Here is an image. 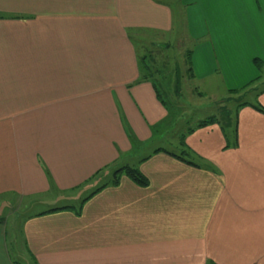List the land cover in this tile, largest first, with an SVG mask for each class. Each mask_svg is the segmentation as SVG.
<instances>
[{
    "label": "crops",
    "instance_id": "1",
    "mask_svg": "<svg viewBox=\"0 0 264 264\" xmlns=\"http://www.w3.org/2000/svg\"><path fill=\"white\" fill-rule=\"evenodd\" d=\"M189 6L209 18L213 52L187 74L222 75L224 91H253L264 108L256 69L216 67L234 46L264 62V0H0V196L78 194L122 165L148 180L121 176L76 209L14 219L35 264H264V112L240 107L238 145L224 150L219 125L186 124L175 145L202 166L152 145L174 144L183 110L141 72L128 31H167Z\"/></svg>",
    "mask_w": 264,
    "mask_h": 264
},
{
    "label": "rangeland",
    "instance_id": "2",
    "mask_svg": "<svg viewBox=\"0 0 264 264\" xmlns=\"http://www.w3.org/2000/svg\"><path fill=\"white\" fill-rule=\"evenodd\" d=\"M190 6L186 11L187 16L181 18L179 12L176 15L174 14L171 27L167 31H145L140 34L136 33L134 30L128 31L138 61L140 60L141 72H150L147 73V75L153 80L160 94L163 95L164 98H168L169 101L176 98V101L182 106L183 113H175V118L178 117L177 123L175 127L169 131L170 135H168L170 137L169 140L174 144L171 146L164 142H157V140H154L152 144L153 146L159 144L178 154H180L179 148L175 145L178 141L177 133L185 130L184 126L186 124H193L198 119H204L213 115L217 117L221 116L220 123H232L238 111H235L236 102L233 99L229 101L227 99L233 95L240 103H255L253 91H239L233 94L224 91L222 75L214 74L210 80L198 82L187 74V67L190 65L193 66L195 73H203L207 64L202 63L198 57L208 56L209 52H213V49L209 48V43L205 42L202 36L203 32L206 34L209 33V18L199 17L198 14H194V10ZM195 16H198V18ZM197 20L198 28L194 29V24L197 23ZM210 29L214 30L213 34L218 33L215 26L212 25ZM219 50L217 51V58L220 63L216 64L218 73L224 71L228 75L248 74L251 68L253 70L256 69L261 77L264 76V64L261 66L260 70H258L254 64L251 66L248 64L246 65L245 55H248V51L250 53V49L243 51L239 47L234 46L227 50L226 54H228V56L224 58L223 56L221 57V49ZM187 51H190L188 54L189 56L187 55ZM212 55L214 56V53ZM228 59L229 62L221 63V61ZM173 92L176 94L174 95ZM223 99L227 101L222 102ZM184 149L186 153L183 154V157L186 159L200 166L207 164L205 160L192 153L189 148L187 149L184 146ZM107 177L108 176H104L102 179L97 180V183L100 184V182L105 181ZM96 186L98 185L79 191L78 194H76L75 190H72L70 194L65 193L64 196L56 198V193L54 192L25 195L20 199L10 193L0 196V216L3 218L7 216L6 220L2 219V223H0V264H35L28 253H26V249L23 246L19 227L17 228L18 224L14 226L15 228H12V225L18 223V221L28 215L49 208L63 205L76 206L81 197L88 194L89 191L93 190ZM71 194L77 196V198L73 199ZM14 219L15 223L13 224ZM14 231L18 232L17 237H15Z\"/></svg>",
    "mask_w": 264,
    "mask_h": 264
},
{
    "label": "trees",
    "instance_id": "3",
    "mask_svg": "<svg viewBox=\"0 0 264 264\" xmlns=\"http://www.w3.org/2000/svg\"><path fill=\"white\" fill-rule=\"evenodd\" d=\"M190 53V51H187V55ZM189 56V55H188ZM190 61V59H189ZM188 61V62H189ZM140 62V60H139ZM252 62L253 64L257 67L258 70L261 69V66L264 64V62L258 58V57H254L252 59ZM140 64V63H139ZM188 70H191V65L187 67ZM150 73V72H148ZM259 92H262V91H259ZM230 99H233L235 102H236V108H235V111H238V109L244 105H248V106H251L253 109L259 111V112H264V108H262V106L257 102L255 101V103H252V102H238L237 99H235V97H228V101ZM226 99H223L222 102H225L227 101ZM237 114V113H236ZM220 119H221V116L220 117H217L215 115L213 116H208L204 119H198L195 123L192 124V126L186 130V132H189L190 130H194L196 128H201V127H205V126H208V125H211V124H217L219 125L220 127V130L222 132V135L224 137V140H225V145L222 147L223 150L224 149H228V148H234L238 145L237 143V133H236V116L235 118L233 119L232 123H229V122H222L220 123ZM229 126V127H226V125ZM230 136L232 137V139L230 140ZM184 138H185V135H182L181 136V141H180V144L181 146L184 145ZM185 146V145H184ZM186 147V146H185ZM187 148V147H186ZM188 149V148H187ZM184 152H186L185 149L182 148V151H180L178 153H173V152H170L169 151V154H172L174 156H176L177 158H180L181 160H188V159H185L183 157V154ZM187 162L189 163H193V164H196L190 160H188ZM110 171V170H109ZM107 172L106 175H101L100 176V172L94 176V179H97V180H100L102 179L104 176H108L106 178L105 181H101L100 184H98V186H96L91 192H89L86 196L84 197H81V199L79 200L78 202V205L74 206V205H63V206H58V207H53V208H49L41 213H44V212H49V211H53V210H64V209H76L77 206H81L82 203L87 199L89 198L91 195H93L94 193H96L98 190L102 189L103 187L107 186V185H114V184H117L118 183V180L121 176H125L127 177L129 180H131L133 183L137 184V185H146L147 184V178L146 176L136 167H133V166H130V165H122V166H118L116 168H113L111 169L110 172ZM39 213V214H41ZM33 260V259H32ZM34 262V260H33Z\"/></svg>",
    "mask_w": 264,
    "mask_h": 264
}]
</instances>
